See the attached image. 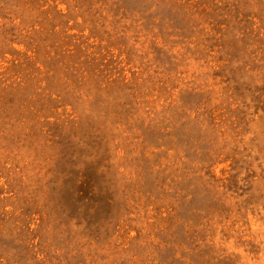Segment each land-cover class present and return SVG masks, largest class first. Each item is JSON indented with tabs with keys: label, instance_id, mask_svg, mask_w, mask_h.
Listing matches in <instances>:
<instances>
[{
	"label": "rangeland",
	"instance_id": "obj_1",
	"mask_svg": "<svg viewBox=\"0 0 264 264\" xmlns=\"http://www.w3.org/2000/svg\"><path fill=\"white\" fill-rule=\"evenodd\" d=\"M0 264H264V0H0Z\"/></svg>",
	"mask_w": 264,
	"mask_h": 264
}]
</instances>
